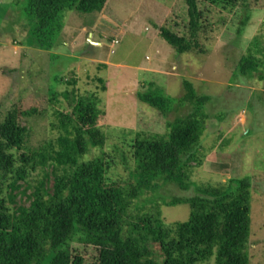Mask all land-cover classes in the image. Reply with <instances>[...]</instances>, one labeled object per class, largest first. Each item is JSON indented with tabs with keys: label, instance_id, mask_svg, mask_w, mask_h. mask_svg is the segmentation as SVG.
Listing matches in <instances>:
<instances>
[{
	"label": "trees",
	"instance_id": "16d2710c",
	"mask_svg": "<svg viewBox=\"0 0 264 264\" xmlns=\"http://www.w3.org/2000/svg\"><path fill=\"white\" fill-rule=\"evenodd\" d=\"M106 1L24 0L22 21L18 20L19 27L10 41L23 46L31 39L33 47L42 50L49 46L44 40L55 38L63 29L65 11L100 12ZM246 1L209 3L226 10L242 2L241 32L249 17ZM5 15L6 19L0 14V20L6 30L10 15ZM192 26L188 40L169 33L163 36L177 53L192 52L207 58L208 50L197 36L195 17ZM24 29L27 36L20 32ZM236 67L234 76H251L258 71L249 56H240ZM96 80L99 90L81 93L74 78L64 81L59 76L57 81L64 88L48 93L44 109L20 102L0 120V264H249L250 177L215 184L191 180L194 168L204 163L199 145L206 128L209 97L197 94L187 80L183 81L186 93L180 97L167 96L153 83L137 94L140 101L163 116L186 105L191 111L167 120L166 136L146 135L135 140L137 168L132 172L134 185L126 196L125 186L107 184L110 164L103 151L106 136L98 127L105 116L100 92L107 87L103 78ZM41 116H46L49 132L54 134L32 143V120ZM90 147L101 152L84 160ZM159 182L173 183L182 190L193 186L200 195L174 197L167 202L187 203L190 213L183 221L165 223L160 219L157 226L150 225L152 241L159 247L158 256L153 257L135 244V237L145 232L140 223L147 218L153 222L152 217L134 219L125 237L123 229L127 197L155 191Z\"/></svg>",
	"mask_w": 264,
	"mask_h": 264
},
{
	"label": "rangeland",
	"instance_id": "374dc122",
	"mask_svg": "<svg viewBox=\"0 0 264 264\" xmlns=\"http://www.w3.org/2000/svg\"><path fill=\"white\" fill-rule=\"evenodd\" d=\"M209 2L107 0L100 12L65 11L63 29L55 38H46L44 45L49 46L41 50L33 47L31 39L23 46L10 41L18 20L22 21L24 0H0L2 18L10 15L8 29L0 20V36L7 33L0 37V120L20 102L44 109L48 93L64 88L57 81L59 76L64 81L74 78L81 93L99 90L96 77L103 78L107 89L100 92V107L105 116L98 127L106 136L107 184L125 186L123 195L128 196L134 185L132 172L137 168L135 140L146 135L166 136L165 122L191 111L186 105L163 116L137 94L153 83L167 96L180 97L186 93L183 81L187 80L197 94L209 97L199 145L204 163L194 168L191 180L215 184L250 177L249 264H264V0L246 1L249 17L241 32L242 2L226 10ZM193 17L198 22L197 36L208 50L207 58L192 52L179 54L163 36L169 33L188 40ZM20 32L27 36V30ZM113 39L117 42L112 43ZM240 56L251 57L258 71L234 76ZM59 99L65 102L63 97ZM47 111L50 114L51 108ZM32 122V143L54 134L49 132L46 116ZM100 152L90 147L84 160ZM196 195L200 193L193 186L182 190L173 183L159 182L155 191L127 197L123 236L134 219L149 215L153 222L147 218L140 223L145 234L135 237V244L157 257L159 247L152 241L150 225L157 226L160 219L165 223L186 220L190 213L187 203L167 202Z\"/></svg>",
	"mask_w": 264,
	"mask_h": 264
},
{
	"label": "built area",
	"instance_id": "2783aa9c",
	"mask_svg": "<svg viewBox=\"0 0 264 264\" xmlns=\"http://www.w3.org/2000/svg\"><path fill=\"white\" fill-rule=\"evenodd\" d=\"M117 42V40L116 39H114L113 41H112V43H116Z\"/></svg>",
	"mask_w": 264,
	"mask_h": 264
},
{
	"label": "crops",
	"instance_id": "0c3cea01",
	"mask_svg": "<svg viewBox=\"0 0 264 264\" xmlns=\"http://www.w3.org/2000/svg\"><path fill=\"white\" fill-rule=\"evenodd\" d=\"M94 44H95V45H98L99 43H96V42H95Z\"/></svg>",
	"mask_w": 264,
	"mask_h": 264
}]
</instances>
